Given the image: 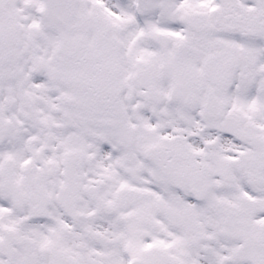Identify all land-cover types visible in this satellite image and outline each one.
<instances>
[{"label":"snow or ice","instance_id":"snow-or-ice-1","mask_svg":"<svg viewBox=\"0 0 264 264\" xmlns=\"http://www.w3.org/2000/svg\"><path fill=\"white\" fill-rule=\"evenodd\" d=\"M0 264H264V0H0Z\"/></svg>","mask_w":264,"mask_h":264}]
</instances>
